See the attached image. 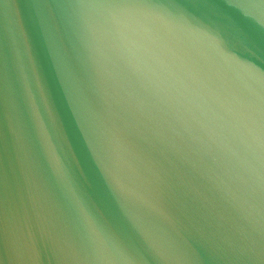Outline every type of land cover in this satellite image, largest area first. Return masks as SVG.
Masks as SVG:
<instances>
[{"label": "water", "instance_id": "obj_1", "mask_svg": "<svg viewBox=\"0 0 264 264\" xmlns=\"http://www.w3.org/2000/svg\"><path fill=\"white\" fill-rule=\"evenodd\" d=\"M0 264H264V0H0Z\"/></svg>", "mask_w": 264, "mask_h": 264}]
</instances>
